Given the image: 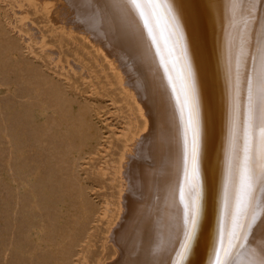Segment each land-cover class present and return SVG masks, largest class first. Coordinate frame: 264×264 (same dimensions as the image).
Segmentation results:
<instances>
[{
  "label": "rangeland",
  "instance_id": "obj_1",
  "mask_svg": "<svg viewBox=\"0 0 264 264\" xmlns=\"http://www.w3.org/2000/svg\"><path fill=\"white\" fill-rule=\"evenodd\" d=\"M114 1L96 5L100 23L112 9L135 23ZM46 10L36 0H0V264H109L122 254L112 239L122 217V155L145 122L114 74L111 47L81 17L76 28ZM220 92L223 102L197 110L201 212L185 260L193 134L187 110L181 115L184 94L180 105L167 99L174 109L154 263L216 264L226 250L228 264H264V108L245 89ZM245 177L251 197L241 193Z\"/></svg>",
  "mask_w": 264,
  "mask_h": 264
},
{
  "label": "bare ground",
  "instance_id": "obj_2",
  "mask_svg": "<svg viewBox=\"0 0 264 264\" xmlns=\"http://www.w3.org/2000/svg\"><path fill=\"white\" fill-rule=\"evenodd\" d=\"M36 1L50 11L56 23L71 27L77 23L78 28L81 17L89 23L90 33L97 32L96 41L115 53L112 64L117 72L113 73L134 97L145 125L122 155V217L112 233L117 252L122 254L109 264H157L149 257L152 250L155 254L159 250L157 217L167 197L163 169L174 109L168 107L167 99H180L190 83L197 110L223 102L220 88L245 89L264 108V0H141V8L130 11L135 23L118 17L112 9L101 13L109 16L103 24L96 5L110 0H89L90 10L83 8V0ZM169 9L179 21V38L174 35ZM140 12L146 18L139 17ZM84 29L87 31L85 25ZM152 162H156L155 168Z\"/></svg>",
  "mask_w": 264,
  "mask_h": 264
},
{
  "label": "snow or ice",
  "instance_id": "obj_3",
  "mask_svg": "<svg viewBox=\"0 0 264 264\" xmlns=\"http://www.w3.org/2000/svg\"><path fill=\"white\" fill-rule=\"evenodd\" d=\"M123 2L129 7L130 11L136 12L141 8V0H123ZM169 13L171 19L173 21V26L175 28L174 35L179 38V21L175 18L174 15H171V9H169ZM144 13L140 12V16L143 17ZM145 26L147 27V22H145ZM149 34L151 31L149 30ZM153 43H155V38L153 37ZM186 68L188 65L186 64ZM188 76L190 78L191 72L190 68H188ZM175 91V89H173ZM178 105H180L179 99L177 100ZM181 115L185 110H187L188 116L186 121V132L187 130H191L193 134L192 140V148H191V177L189 180V188L190 191L188 193V203L185 205L184 209V236L183 242L180 245L182 251L180 253V259H187L190 251L193 247V242L195 241L197 235V228L200 221V212H201V193L198 184V152H199V122H198V113H197V105L195 100V90L194 86L190 83L185 87L184 93V101L182 106L180 107ZM187 161V156H186ZM195 181V182H193ZM253 188L251 184V178L245 177L242 178L241 181V193L242 196L251 197L253 193ZM228 253L225 250L223 257H217L216 264H228L226 259ZM176 264H180V261H177Z\"/></svg>",
  "mask_w": 264,
  "mask_h": 264
}]
</instances>
